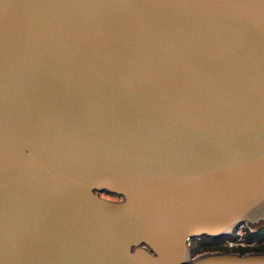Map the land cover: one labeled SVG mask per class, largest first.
<instances>
[{
  "label": "water",
  "instance_id": "water-1",
  "mask_svg": "<svg viewBox=\"0 0 264 264\" xmlns=\"http://www.w3.org/2000/svg\"><path fill=\"white\" fill-rule=\"evenodd\" d=\"M264 0H0V264H264Z\"/></svg>",
  "mask_w": 264,
  "mask_h": 264
},
{
  "label": "built area",
  "instance_id": "built-area-1",
  "mask_svg": "<svg viewBox=\"0 0 264 264\" xmlns=\"http://www.w3.org/2000/svg\"><path fill=\"white\" fill-rule=\"evenodd\" d=\"M257 231L258 229H251L247 223H241L233 230L231 235L218 239H220L221 244L230 249L234 247H252L257 245L258 241L254 238L249 239V237L253 236Z\"/></svg>",
  "mask_w": 264,
  "mask_h": 264
},
{
  "label": "rangeland",
  "instance_id": "rangeland-1",
  "mask_svg": "<svg viewBox=\"0 0 264 264\" xmlns=\"http://www.w3.org/2000/svg\"><path fill=\"white\" fill-rule=\"evenodd\" d=\"M256 239L258 241L257 245H254L252 247H234L232 249L225 247V245L221 244L220 239H210L211 242H218V247L217 248H212L214 250H229V251H254L256 248H262L264 250V230L261 231L259 234H255L251 237H249V239ZM193 244V249L196 250L197 253H200L203 251L204 249V245L201 243V241L198 242H194L192 241ZM209 245V244H208ZM211 246V244H210Z\"/></svg>",
  "mask_w": 264,
  "mask_h": 264
},
{
  "label": "flooded vegetation",
  "instance_id": "flooded-vegetation-1",
  "mask_svg": "<svg viewBox=\"0 0 264 264\" xmlns=\"http://www.w3.org/2000/svg\"><path fill=\"white\" fill-rule=\"evenodd\" d=\"M204 245V249L202 252L204 251H213L214 249L212 248H217L218 247V242H211L210 239H206V238H203L201 240H194V242H200ZM209 244V245H208ZM211 244V246H210ZM192 249H193V244H192ZM194 250V249H193Z\"/></svg>",
  "mask_w": 264,
  "mask_h": 264
},
{
  "label": "trees",
  "instance_id": "trees-1",
  "mask_svg": "<svg viewBox=\"0 0 264 264\" xmlns=\"http://www.w3.org/2000/svg\"><path fill=\"white\" fill-rule=\"evenodd\" d=\"M263 230H264V226L261 227V228H259L258 231H257L255 234L257 235V234H259V233H260L261 231H263ZM255 234H254V235H255ZM254 251L264 252V250H263L262 248H259V247L256 248ZM193 252H194V253H197L195 249L193 250ZM238 252H240V253H244V252H246V251H240V250H239Z\"/></svg>",
  "mask_w": 264,
  "mask_h": 264
}]
</instances>
